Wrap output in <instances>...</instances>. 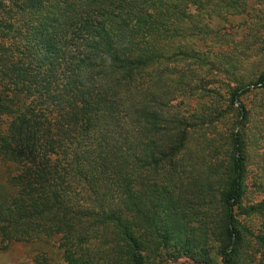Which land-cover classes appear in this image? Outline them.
<instances>
[{
    "label": "trees",
    "instance_id": "16d2710c",
    "mask_svg": "<svg viewBox=\"0 0 264 264\" xmlns=\"http://www.w3.org/2000/svg\"><path fill=\"white\" fill-rule=\"evenodd\" d=\"M239 2L0 0V117L8 122L7 128L0 123V161L10 173L17 172L10 179L22 192L12 199L17 201L13 219L0 222V232L9 243L58 238L63 264H97L88 248L79 256L93 230L103 225L115 231L121 217H135L138 207L146 205L149 217L161 221L178 209V188L196 192L218 185L221 205L217 202V212L206 216L212 218V228L223 243L221 264H245L251 236L263 241L264 237L248 230L236 208L240 207V214L256 209L244 202L252 178L249 148L264 135L250 137V110L243 95L250 88L264 90V67L256 79L232 88L229 104L236 117L224 134L225 146L214 148L217 141L208 131L196 136L197 129L185 118L166 123L162 119H168L155 111L152 101L142 108L133 102L146 86L154 87L158 73L169 74L172 57L176 62L187 55L183 44L171 49L173 38H182L184 30L189 35L192 28L194 35L201 32V22L213 28L212 21L225 11H243ZM191 3L196 4L195 11L189 9ZM254 49L256 54L258 47ZM194 53L201 55L197 49ZM201 80L205 81L204 74ZM163 91L158 92L161 98ZM262 122L264 130V116ZM214 125L219 130L217 121L208 122V128ZM166 131L169 136L164 141ZM125 156L137 161L131 163L133 169L142 164L143 172L150 174L148 190L156 199L152 206L140 194L139 171L130 177V184L118 188L122 199L118 202L93 208L73 200L74 181L95 186L98 197L99 190L107 187L105 174L114 186ZM189 162L192 168L186 167ZM94 217L99 219L92 221ZM102 217H108L107 222ZM162 222L159 229L164 234L157 240L173 246L167 250L173 264H215L208 228L204 227L199 241L188 227L171 231ZM123 231L132 247L119 262L145 264L137 256L139 241ZM74 237L80 246L72 250ZM101 258L103 264H113L110 255Z\"/></svg>",
    "mask_w": 264,
    "mask_h": 264
},
{
    "label": "rangeland",
    "instance_id": "374dc122",
    "mask_svg": "<svg viewBox=\"0 0 264 264\" xmlns=\"http://www.w3.org/2000/svg\"><path fill=\"white\" fill-rule=\"evenodd\" d=\"M239 1L242 4L243 11H225L222 16L215 17L212 21L213 28H209L208 24H203L205 22H201L202 24L199 22L202 26L201 32H196L194 35L192 28L189 35L184 30L182 38H173L171 49L176 50L180 48L176 45L181 46L183 44L182 48L187 55L176 62L173 57L168 61V67L171 68L168 75H163L164 71L157 74L159 77L157 79L156 76V81L153 83L154 87L150 86L155 95L151 94L148 91L151 89L146 86L133 97V102L140 104L141 108L144 103L152 101L155 111L160 116L168 119L166 121L161 118L166 123L170 119L185 118L197 129L196 136L200 133V136H203L204 131H208L207 133H210L214 141H217L213 144L214 148L221 145L225 146L224 134H226L230 123L236 117V111L229 104L232 88L256 79V76L260 73L259 70L264 67V50H262L264 47V0ZM196 7L194 3L189 5L191 11H195ZM205 17H208L206 13L203 14L204 19ZM181 30H183V24L179 31L181 32ZM256 46L258 52L255 54L256 49L254 48ZM196 49L200 51V56L194 53ZM207 59L208 61H206ZM209 59L214 64H211ZM201 74H204L205 81L201 80ZM159 87L162 89H158ZM162 90L164 91L161 98L158 92ZM243 100L250 110V124L247 125L250 137L264 135L262 122L264 116V90L250 88L243 95ZM9 118V116L6 117V120ZM3 120L4 116L3 118L1 116L0 123L4 128H7L8 122ZM212 120L217 121L219 130L215 128V125L208 128V122ZM256 127L261 128L263 132L256 130ZM238 128L239 125L236 129ZM168 136L166 131L164 141L168 140ZM249 153V167H251L252 178L244 202L251 203L256 209L250 214L243 212L240 214L241 209L237 207L236 212L239 219L242 220L241 222L248 226L251 233L264 237V140H253L250 144ZM125 157L128 162L123 160L122 166L117 168L118 172L114 186H112L113 183L110 180L112 177L105 174L107 187L105 189L102 187L99 190L101 195L98 197L95 186L87 188L85 182L74 181L73 200H78L79 203H84L83 205L90 203L93 208L94 205L99 206V203L102 202L110 205L112 202H118L122 200L119 198L121 188L119 190L118 188L126 182L130 184V177L135 178L139 171L136 180L140 194L152 206V202L156 199L154 193L148 190L150 174L143 172L142 164L133 169L131 163L136 160L130 159L129 156ZM191 165L186 167L192 168ZM193 174L198 176L196 173ZM15 175H17V172L10 173L9 167L0 161V222L13 219V211L16 208L17 201L15 202L12 199L15 197L20 198L19 196L22 194L20 190L18 191L16 185L11 182L10 178ZM206 187V191L198 189V191L192 192L190 190L192 193L188 191V187L178 188L176 192L178 197L175 199V205L178 209L169 217L162 218L161 221L160 218L155 220V218L149 217L151 212L149 213L146 205L142 209L138 207L135 217H121L123 220L120 221L117 229L115 228L117 233H115L113 227L106 228L101 225L90 232L89 240L83 246L79 256H82L81 252L85 253L88 248L91 250L89 257L97 264H103L102 260L104 259L101 257L105 255L111 256L110 260L113 264H122L119 260L127 257L128 251L132 247L129 242L130 239L123 238L124 228L139 241L138 250L140 252L137 256H142L145 264H173L174 260L167 258V250L174 249L173 246L167 243L159 244L157 240L159 235L164 234V231L159 228L163 223L162 221H165L164 224L166 223L165 225L171 231L174 228L188 227V233H195L199 241H203L204 227L205 230L208 228L211 256L215 264H221L220 248L223 243L212 228L215 226L212 218L206 216V214L212 215V212L216 213L219 208L217 202H220L218 200L220 196L216 194L219 192V187L218 185H214V187L213 185H207ZM105 191L107 196L103 199ZM122 206L125 207L124 204ZM129 206L128 203L125 211L129 209ZM207 211L210 212L206 213ZM96 218L99 219V217H94L91 220L95 221ZM102 218L107 222L108 217ZM251 239V250L250 254L245 256V264H264V241L254 236H251ZM72 241L74 244H72V250H75V246H80V242H78L77 237H74ZM198 247L196 244L194 249H198ZM62 250L63 247L58 242V238L50 241L34 238L9 243L3 233L0 232V264H63L65 256Z\"/></svg>",
    "mask_w": 264,
    "mask_h": 264
}]
</instances>
